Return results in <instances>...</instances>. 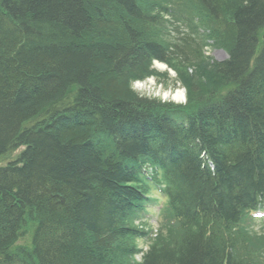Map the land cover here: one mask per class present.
Returning a JSON list of instances; mask_svg holds the SVG:
<instances>
[{"label":"trees","instance_id":"1","mask_svg":"<svg viewBox=\"0 0 264 264\" xmlns=\"http://www.w3.org/2000/svg\"><path fill=\"white\" fill-rule=\"evenodd\" d=\"M204 60L222 91L187 83L177 108L132 90L153 61ZM15 151L0 264H264V0H0V158ZM147 179L168 219L153 238L132 225Z\"/></svg>","mask_w":264,"mask_h":264},{"label":"rangeland","instance_id":"2","mask_svg":"<svg viewBox=\"0 0 264 264\" xmlns=\"http://www.w3.org/2000/svg\"><path fill=\"white\" fill-rule=\"evenodd\" d=\"M205 57L211 58L212 61H223L227 58L226 51L212 42H209L208 46L204 48ZM205 59V58H204ZM203 65L200 67H185L180 68V70H175L173 68L168 67L164 63H160L158 61H153L151 68L154 71L152 76L146 77L144 80H138L132 84V90H134L139 95H144L145 97H151L155 99H160L162 101L170 102L171 105L179 108L180 106H184L186 104V86L185 84H192L195 81L200 83L203 89L210 90L215 89L222 91L223 83L221 81H217L213 77V72L207 62L204 60ZM164 65V66H163ZM185 90L184 91V99L178 100L173 96L175 95V90ZM217 93V92H216ZM220 94V93H219ZM186 112V111H184ZM16 151L9 154L5 158H0V164H4L8 159L14 158ZM145 167H150L146 165ZM145 170V169H144ZM155 190L152 189L151 194H155ZM162 197L160 196L159 199ZM161 201V200H160ZM145 218V217H144ZM134 220L132 225L141 227L144 230L154 231L159 230L158 219L152 216L147 217L148 219ZM160 221V219H159ZM258 227V226H257ZM152 236V235H151ZM149 239L146 240H138L136 243L143 250L149 245ZM140 259V255H136L132 261H136Z\"/></svg>","mask_w":264,"mask_h":264},{"label":"bare ground","instance_id":"3","mask_svg":"<svg viewBox=\"0 0 264 264\" xmlns=\"http://www.w3.org/2000/svg\"><path fill=\"white\" fill-rule=\"evenodd\" d=\"M164 66V65H163ZM134 83V82H133ZM185 91V90H184ZM184 91L183 90H180V89H176L175 90V95L173 96L175 99H178V100H183L184 99ZM162 101V100H161ZM163 102H166V101H163ZM169 103V102H167ZM171 114L170 115V120H171V124L170 125V128L175 132V137H174V140H175V143H174V151H173V155H177L180 153V149H182L184 147V145H186V142L187 140L185 141L182 140V133L183 131H186L188 129V123H189V120L190 119H186L187 117H189L190 115V112H188V110L186 112H179L177 109L175 110H172L170 111ZM179 116H182L181 119H179L180 117ZM188 122V123H187ZM152 140H154L155 142H157L158 140L156 139L155 136H151ZM153 141H150V145L151 147H153V144H157ZM183 143V145L181 144ZM181 144L180 148L178 149V146ZM193 145H195L196 147H198V143H193ZM156 150V153H157V156L159 155H164V152L160 151L159 149H155ZM148 168V167H147ZM143 174L145 176H148L146 178H152L153 176V172H147L144 170H142ZM149 180V179H147ZM147 188L149 189H154L155 190V194H147V195H144L145 197V200L143 198L142 195H140V198H139V206L140 207H143L140 211L141 212H138L136 213V216H143V217H149V216H152V217H155L158 219V224H162L163 222H166L168 219L165 216V213H163L157 206V203L158 201L160 200V196H161V191H162V187L161 185H158L157 183H154L152 182L151 180L147 181L146 185H145ZM134 206H138V204H134ZM263 212H264V207L260 208H255V214H256V219H259L262 217L263 215ZM131 211L129 210V212L127 213L128 215H130ZM135 215V214H134ZM160 219V221H159ZM151 231V230H149ZM157 230L154 231H151V237H155L157 235ZM140 240V239H139ZM141 256V254H139ZM140 259H138L137 261H139Z\"/></svg>","mask_w":264,"mask_h":264}]
</instances>
